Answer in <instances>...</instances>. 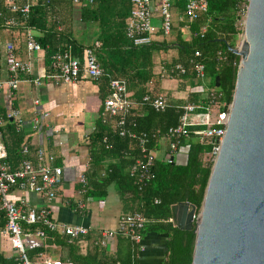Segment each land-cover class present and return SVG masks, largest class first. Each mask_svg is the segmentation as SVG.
Instances as JSON below:
<instances>
[{
  "label": "trees",
  "instance_id": "1",
  "mask_svg": "<svg viewBox=\"0 0 264 264\" xmlns=\"http://www.w3.org/2000/svg\"><path fill=\"white\" fill-rule=\"evenodd\" d=\"M70 2L68 5L72 6ZM207 2L206 16L211 20L213 31L205 28L203 35L197 32L190 43L179 44L183 54L178 59L170 61L165 74H169L174 65L180 64L187 68L184 77L200 81L194 77L189 65L190 61L195 59L194 54L198 52L200 57L197 60L204 65V79L207 76L214 78L208 91L216 95L217 106L221 110L222 105L230 104L232 101L240 58L234 55L230 48L237 47L241 38L235 27L236 0H207ZM131 8L130 0H95L91 7H82L81 20L96 23L98 29L96 41L89 46H86V34L74 36L70 27L64 26H61L60 31L57 30L59 24L53 21L52 0H40L38 4L31 6L29 19L26 25L21 27L23 29L29 27L41 32L37 41L44 51L47 68L50 66L51 57L56 53H68L81 61L83 50L92 48L100 68L110 78L125 80L131 98L141 101L144 95L150 97L158 95L157 92L148 90L146 86L153 76V52L158 47L152 44L133 47L127 40L125 28ZM0 10L4 11L1 2ZM95 44H98L97 48ZM216 77L219 79L217 88ZM93 83L100 84L103 102L109 94L108 80L102 78ZM192 96L195 97V94L192 93ZM203 96V98L197 97L192 102L205 107L210 98L207 92ZM167 103L169 107L164 112L157 113L148 105L143 108V115L138 111L133 112V115L127 118L125 128L136 134L151 135L156 130L164 133L168 128L176 126L182 111L179 106L172 105L168 99ZM195 128L197 127L191 130ZM104 138H106L105 143ZM2 141L7 154V163L12 168H16L21 161L19 153L21 146L29 143L28 137L17 133L12 123L7 121L2 128ZM84 141L90 157L91 171L89 178L87 175L85 197L101 200L106 196L107 188L116 184L124 214L140 213L146 220L145 228L140 233L141 237L148 233L166 237L162 264H191L195 240L194 226L190 231L175 226L172 209L178 204L186 203L195 207L196 213L200 211L211 170L202 161L209 147L200 144L191 135L179 148V151L185 153L184 162L167 163L160 158L157 159L152 168L151 180L139 189L127 174L128 168L139 158L137 140L119 137L115 119L107 117L106 123H103L100 115L94 129ZM150 143L153 148L160 149L157 140L152 139ZM30 150L33 153L35 149L30 146ZM107 161L109 164L104 166ZM3 225L4 217L0 213V230ZM38 228L31 227L28 231L33 233ZM119 239L124 240V246L126 242L125 258H122V254L119 255L118 252L108 254L107 250L100 247L96 241L85 254H81L79 246L82 242L89 241L88 236L70 238L47 231L42 238L41 246L29 248L26 254L30 264H42L47 259L45 256L48 250L59 247L66 250L65 258L61 259L63 264H136L133 258L138 253V249L132 247L127 239ZM0 264H23V262L17 255L8 258L0 252Z\"/></svg>",
  "mask_w": 264,
  "mask_h": 264
},
{
  "label": "built area",
  "instance_id": "2",
  "mask_svg": "<svg viewBox=\"0 0 264 264\" xmlns=\"http://www.w3.org/2000/svg\"><path fill=\"white\" fill-rule=\"evenodd\" d=\"M70 1L73 5L85 7H91L95 2V0ZM152 1L130 0L132 8L126 22L125 35L133 47L152 44V35L155 33V28L152 26L153 13L155 12L152 8ZM157 1L158 10L156 11L160 19L161 32L163 36H170L172 31V0ZM0 2L6 12L0 10V27L11 30L26 25L31 5H19L18 0H0ZM249 2L250 0H236L235 27L241 40L244 34ZM207 9V0H187L184 15L188 23L192 24L205 15ZM205 31L206 29L203 27L199 32L203 35ZM95 47L97 48L98 44H95ZM25 49L30 56L41 51V46L29 27L26 28ZM194 55L195 59L189 63L190 70L196 79L203 81L205 76L204 65L197 60L200 54L196 52ZM0 72H5L8 76L7 80H0V92L6 86L8 92L6 97L11 101L22 80L21 77H30L33 74V63H25L19 60L13 42L0 41ZM186 74L187 68L176 64L166 75L173 78L184 77ZM102 78L108 80L109 90L108 96L102 103V122L106 123L107 117L115 119L119 137H130L137 140L139 158L128 168L127 174L139 189L151 180L155 161L160 158L167 163L174 162L181 144L191 135L200 144L209 147L202 161L210 168L213 166L225 134L231 103L222 105L220 110L217 106L216 95L211 91H207L210 100L205 107L194 102L185 103L178 107L182 113L176 126L168 128L164 133L156 130L153 134L146 135L127 131L125 128L127 118L139 109L140 115H143V108L146 105L157 113L164 112L169 107L166 97L159 94L154 97L144 95L141 101H134L127 90L126 81L110 78L98 65L92 48L83 50L81 61L71 57L68 53L54 54L50 59L48 70L43 71L40 76L31 81L37 86L40 80L59 85L71 84L79 80L97 82ZM39 107V100H33V118L30 120L32 131H39L44 120L48 117V113L39 110ZM7 121L12 123L17 133H22L26 126V121L18 109L10 107L4 112H0V213L4 217V225L0 232L9 237L12 250L23 264H30L26 254L27 242L34 238L42 239L45 231L78 238L87 236L90 229L82 225L59 223L48 206L56 198L57 190L62 183V167L56 164L54 156L47 154L39 147L31 153L30 145L25 144L21 146L19 152L21 161L18 166L12 168L7 163V154L2 141V128L7 124ZM194 127L197 128L191 130ZM152 139L158 141L160 149L152 147L150 143ZM103 142H106V138L103 139ZM107 148L110 149L109 146ZM78 184L81 187L79 194L84 195L87 185V177L84 172L80 174ZM15 193L38 195L45 201V205H32L24 197L15 198ZM75 207L77 211L81 212L85 210L86 206L79 200L75 203ZM145 224L146 220L140 213L123 214L118 218L115 228L100 232L96 242L100 247L107 249L115 238H125L132 247L138 249L139 253L143 251V237L140 233L145 228ZM35 226L39 227L35 232L28 231L29 228ZM42 264L63 263L45 259Z\"/></svg>",
  "mask_w": 264,
  "mask_h": 264
},
{
  "label": "crops",
  "instance_id": "3",
  "mask_svg": "<svg viewBox=\"0 0 264 264\" xmlns=\"http://www.w3.org/2000/svg\"><path fill=\"white\" fill-rule=\"evenodd\" d=\"M39 1L18 0V4L34 6ZM52 1L54 4L53 21L59 24L57 26L58 31L61 30V26H64L66 28L70 27L74 36L79 37L81 34H86V46L96 41L98 34L97 24L81 20V10L85 6L73 4L70 6L68 5L70 0ZM186 1L172 0V31L167 39L163 36L160 29V19L156 11L158 10V1H152V8L155 11L152 19V26L155 28V33L152 35V45L158 47L153 52L152 74L157 79H151L146 86L148 90L165 96L172 105L177 106L192 102L197 97H202L204 93L199 90V87V92L196 91L194 85L196 81L193 82L194 80L190 78L168 77L165 74L168 64L183 54L179 44L190 43L194 39L195 33L199 32L203 27L213 31L211 20L206 14L201 16L198 21L192 24L188 23L184 15ZM30 29L37 40L41 36V32L33 28ZM25 34L26 29L21 26L11 30L0 27V40L2 42H13L19 60L25 63H33V74L30 77H21L22 80L11 101L6 97L8 93L6 86L1 90L0 112H4L10 107L18 109L26 121L22 134L28 137V144L34 149L42 148L47 154L54 156L56 164L62 167L61 186L57 190L56 198L48 206L59 223L82 225L90 229L87 235L89 241L82 242L79 246L80 253L85 254L92 243L97 241L100 232L115 228L118 218L124 214L123 203L116 184H112L107 188V194L101 200L86 198L85 194H79L78 178L80 174L84 172L86 177L88 175V178L91 175L90 157L84 139L90 135L97 119L102 115V90L99 83L95 84L86 80L59 85L40 80L39 85L35 86L31 80L40 76L48 68L45 66L42 48L41 51L33 53L32 56L26 52ZM7 79V74L0 72V80L5 81ZM190 84L194 86H191L192 89L188 90L187 88ZM192 93L195 94V97L192 96ZM35 99L40 102L38 109L48 113V117L44 120L39 131H32L30 126V120L33 118L32 101ZM182 154L179 151L175 157V162H184L185 156ZM108 164L109 161L105 162L104 166ZM14 197H24L35 206L45 205V201L32 193H15ZM79 200L86 206L85 210L81 212L77 211L75 207V203ZM165 240L166 237L164 235L153 233L144 235L142 241L143 251L137 253L133 258L136 264H162L165 255ZM42 242V239L34 238L27 242L28 249L40 247ZM123 242L124 240L119 238L111 241L106 249L108 254L112 255L118 252L119 255L122 254V258H125L127 249H125L126 242L124 243L125 246ZM0 252L4 253V256L8 258L15 255L11 248L9 237L1 232ZM65 256L66 250L58 247L55 249L50 248L45 258L51 261H61Z\"/></svg>",
  "mask_w": 264,
  "mask_h": 264
},
{
  "label": "water",
  "instance_id": "4",
  "mask_svg": "<svg viewBox=\"0 0 264 264\" xmlns=\"http://www.w3.org/2000/svg\"><path fill=\"white\" fill-rule=\"evenodd\" d=\"M230 51L240 62L201 209H172L175 226H194L191 264H264V0H250L242 40Z\"/></svg>",
  "mask_w": 264,
  "mask_h": 264
},
{
  "label": "rangeland",
  "instance_id": "5",
  "mask_svg": "<svg viewBox=\"0 0 264 264\" xmlns=\"http://www.w3.org/2000/svg\"><path fill=\"white\" fill-rule=\"evenodd\" d=\"M164 37L167 39L170 36H164ZM240 42L238 43V46H239ZM177 78H180V77H177ZM181 78H183V77H181ZM184 78H186V77H184ZM151 79H157V78H156V76L153 75ZM213 80H214V78H210L209 76H207L203 81H197V80H195L196 82L193 81V82H195L194 85H195L196 91L198 92V87H199V90L202 93H206L210 89V86L209 85H210V83L213 82ZM175 81L177 82V80H175ZM194 85L193 84L188 85V88L187 89L188 90L192 89L191 86H194ZM41 104H42V102H41ZM182 155L184 156L185 153H183Z\"/></svg>",
  "mask_w": 264,
  "mask_h": 264
}]
</instances>
